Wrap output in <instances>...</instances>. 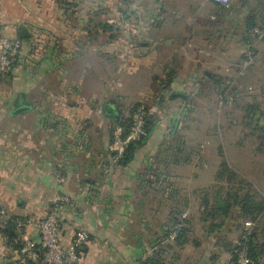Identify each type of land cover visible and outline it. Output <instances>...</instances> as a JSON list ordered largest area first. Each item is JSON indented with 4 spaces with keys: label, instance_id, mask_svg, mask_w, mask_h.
Masks as SVG:
<instances>
[{
    "label": "crops",
    "instance_id": "crops-1",
    "mask_svg": "<svg viewBox=\"0 0 264 264\" xmlns=\"http://www.w3.org/2000/svg\"><path fill=\"white\" fill-rule=\"evenodd\" d=\"M206 4L212 8L203 12ZM230 4L223 17L212 0H0L5 34L21 41L14 65L0 74V208L31 221L16 234L28 251L41 248L37 224L56 206L65 245L79 230L88 234L77 264H229L221 235L202 217L201 161L220 162L204 155L193 114L205 95L219 99L221 66L239 70L247 50L257 58L264 48L258 39L242 49L220 43L216 35L230 27L241 33L264 0ZM121 89L156 111L148 137L126 163L112 165L110 128L124 112L114 92ZM18 106L27 109L11 114ZM152 170L164 180L147 187ZM170 192L187 203L191 240L163 244L147 262L165 234ZM14 241L0 233V264L20 259Z\"/></svg>",
    "mask_w": 264,
    "mask_h": 264
},
{
    "label": "rangeland",
    "instance_id": "rangeland-1",
    "mask_svg": "<svg viewBox=\"0 0 264 264\" xmlns=\"http://www.w3.org/2000/svg\"><path fill=\"white\" fill-rule=\"evenodd\" d=\"M230 5L231 4H229V6ZM211 8L212 7L209 4H206L202 8V11L207 12ZM232 10L233 9H227V11L220 12L221 16H227L232 13ZM201 13L202 12H200V15ZM230 29L231 31H229ZM230 29L228 32L223 31L219 35H216V37L220 36V43L223 46L230 45V47L232 46L234 49H242L245 46L242 41V37L245 35V30L241 27V33L232 34V31L235 30V28L232 29L230 27ZM239 70L241 74H237ZM239 70L234 67H220L222 77L220 79L218 92L221 93L226 89V101L223 102V97L218 99L217 97H209V95H205L200 99L202 101L201 108L196 110L193 114V121L198 123L204 131L202 132L204 137L201 136L204 155L208 159L210 157L213 158V155H215V157L219 159V162H221L222 159L220 158L219 153H223L229 166L243 178L248 181L250 180L254 189L260 194L262 193L261 195L264 197V118H262L263 122L260 127L256 126L251 120H244V106L248 103L256 105L259 110L264 113V48L259 54H257L254 63L248 67L247 70L245 69L242 71L240 68ZM110 77L111 80L112 76ZM1 89L5 91L3 82ZM123 92L124 90L122 89L116 90L114 92V98L121 99L120 101L124 104L122 108L124 111L123 116L132 118L133 114H129V111L134 105H136V103L131 100L128 95L123 98ZM215 98L216 102H214ZM151 105L152 104L149 102L150 107ZM5 119V115L0 117V121L2 122ZM114 126L115 125L112 124L110 130ZM205 161L206 163L201 161V163H204L207 166V174L204 182L199 185L201 187L200 191H202L200 195L202 196L205 192H208L209 198L211 199L215 192L219 191V189L221 190L222 187L226 188V185L217 182L215 178L214 180L209 179L210 176H208L211 174L213 175L214 173L216 174L220 163L213 164V162H207L208 160L206 159ZM210 180L211 183H209ZM222 192L225 193V190ZM1 211H4L9 217L11 216L6 212L8 211L6 208H0V212ZM225 221V224L222 223V227L220 226L214 230L215 233L219 236L221 235L220 237H223L230 232L232 234L231 238L235 240L239 235L237 225H244V219L238 217L236 209H233L230 219H226ZM258 229L260 243L264 245V219H262L261 223L258 225ZM226 230L228 232H226ZM220 237L217 238V244L219 243L224 247L223 243L220 241L225 243L227 240ZM225 237L227 238V236ZM189 241L187 243H189ZM168 243H173L174 246L180 247L174 242L163 241V244ZM261 263H264V257L261 259Z\"/></svg>",
    "mask_w": 264,
    "mask_h": 264
},
{
    "label": "trees",
    "instance_id": "trees-1",
    "mask_svg": "<svg viewBox=\"0 0 264 264\" xmlns=\"http://www.w3.org/2000/svg\"><path fill=\"white\" fill-rule=\"evenodd\" d=\"M215 7L217 10L224 12L227 11V9H233L232 6H221L218 4H215ZM261 14H253L249 15L245 19V24L243 29L245 30V35H243V42L245 45H251L253 40L256 38H252L250 36V32L254 28H258L264 32V4H261ZM106 28V27H105ZM264 40V39H263ZM263 44L264 42L261 41ZM246 52H249L253 57L254 61L256 59V51L249 49ZM245 52V53H246ZM245 53L242 55V61L239 64L241 67L242 62L245 60ZM17 57H15L16 59ZM11 63V67L14 65V61ZM174 71H167V77H170ZM226 89H224L220 93V97H223V102L226 101ZM264 96V91H263ZM219 97V98H220ZM234 101V100H233ZM139 104L134 105L132 109H130L129 114H134L138 108ZM244 120H251V122H254V124L258 127L262 124V118H264V113L259 110V108L256 105L248 103L244 106ZM152 118V115H150L146 120V130L147 133H149V125H150V119ZM131 124V118L124 117L123 115H120L117 119H114L112 129L110 130V141L112 138V133L116 127L122 128L125 132L128 131ZM177 137V136H176ZM142 142H132L126 149L125 154L123 158L118 163L119 165L126 163L129 160V157L131 155V151L137 146L140 145ZM220 158L222 161L219 164L218 170L214 176L215 180L219 183H224L226 185V188H223L225 190V193L222 188L221 190L214 193L213 198H209L208 192H205L201 197V205L203 207L202 211V217L205 219V221H211V224L209 225V229L215 230L216 228H219L223 222H225L226 219H230V216L232 215L233 209H236V213H238V217L244 219L243 222L251 221L255 223V227L251 230H247L244 225H237V228L239 230L238 235V241L236 244H232L230 242H223L224 248L227 250V252L231 255V259L229 261V264H236V253L235 251L239 249V244H244L248 248V256L250 259V264H262L261 259L264 257V245H262L259 240V229L258 225L261 223L262 219H264V197L254 189L252 183L245 178H243L240 174H238L235 170H233L228 162L226 161L223 153H219ZM117 164V165H118ZM154 171H150V174L145 177L144 184L147 185V187H152L156 185V182L160 183L159 181H163L164 179L160 177L157 172L155 174ZM159 185V184H158ZM165 196V195H164ZM168 202L171 200L173 201V206L171 210L169 211L170 218L168 220V224L164 225L163 228L165 230L164 236H161L159 238V243L154 248L152 254L147 256V262L154 261L155 257L158 254L159 247L163 245V241L166 240L169 233L172 231L173 227L177 224L181 225V230L179 231L178 237L173 241L176 245L182 246L184 245L189 239H188V228H187V218H181V216L186 213L184 209L187 208V203L184 202V200L180 199L177 194L170 192L167 195ZM182 205V207H181ZM20 220H24L17 216H10V218L5 222L0 221V233H2L4 236H6L9 241L13 242V238L11 235L7 232V229L12 230L15 232V234H18V231L23 229L19 228L17 226V222ZM217 220H220L221 223L215 224ZM245 237V238H244ZM246 239V241L244 240ZM84 246V245H83ZM82 246V247H83ZM155 246V245H154ZM152 246V247H154ZM80 247L77 250V253L79 254L80 250L82 249ZM13 248L15 251H17L20 255V259L16 260L15 264H48L44 261L43 255H42V249L38 246H31L30 251H32V255L35 254L36 251H39L41 253V257H38L36 254L34 255V258L29 257L28 255H25L21 252L19 246L15 243H13ZM157 249V250H156Z\"/></svg>",
    "mask_w": 264,
    "mask_h": 264
},
{
    "label": "built area",
    "instance_id": "built-area-1",
    "mask_svg": "<svg viewBox=\"0 0 264 264\" xmlns=\"http://www.w3.org/2000/svg\"><path fill=\"white\" fill-rule=\"evenodd\" d=\"M213 3L227 6L230 0H212ZM252 38H256L264 42V32L258 28H254L250 32ZM21 47V41L17 38H11L5 34L0 24V74H4L11 67V63L18 55ZM245 60L242 62L240 69L243 71L254 63V57L249 53H245ZM156 111V108L150 107L146 101H142L136 112L132 115L131 124L127 132L122 128L116 127L112 133L109 145L110 161L112 165H117L123 158L127 147L132 142H142L147 138L146 120ZM61 202V199H57ZM58 207H52L48 213L38 222L37 229L40 236L41 249L43 259L48 264H77V250L88 241V234L84 230L77 231L72 240L68 244L62 242L61 233L58 225ZM184 213L181 218H186ZM10 217L4 211L0 212V221L5 223ZM28 219L17 222L19 228L30 225ZM244 227L251 230L255 227V223L246 221ZM181 230V225L177 224L167 236L165 242H173ZM245 238V237H244ZM246 241V239H244ZM236 253V264H250L248 256V248L244 244H239ZM31 247V246H29ZM154 249H150L147 253L152 254ZM32 254V251H29ZM35 254H33L34 256ZM18 264V263H16Z\"/></svg>",
    "mask_w": 264,
    "mask_h": 264
},
{
    "label": "water",
    "instance_id": "water-1",
    "mask_svg": "<svg viewBox=\"0 0 264 264\" xmlns=\"http://www.w3.org/2000/svg\"><path fill=\"white\" fill-rule=\"evenodd\" d=\"M27 109V107H24V106H18L17 108H15L11 114L13 115H17V114H20L22 113L23 111H25ZM106 113L111 115L112 117H116V115L114 114V111L111 107H107L106 109ZM7 230V232L11 235V237L13 239L16 240L17 242V245L19 246L20 250L25 254V255H28L30 252L25 248V246L18 240V237L17 235L15 234L14 231L12 230H9L7 228H5ZM35 254L38 256V257H41V253L39 251H36Z\"/></svg>",
    "mask_w": 264,
    "mask_h": 264
}]
</instances>
